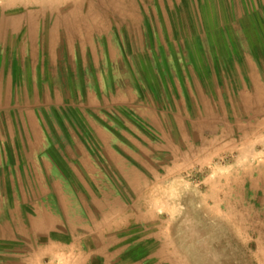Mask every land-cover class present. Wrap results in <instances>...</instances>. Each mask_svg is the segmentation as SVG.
<instances>
[{
    "label": "rangeland",
    "instance_id": "1",
    "mask_svg": "<svg viewBox=\"0 0 264 264\" xmlns=\"http://www.w3.org/2000/svg\"><path fill=\"white\" fill-rule=\"evenodd\" d=\"M0 264H264V0H0Z\"/></svg>",
    "mask_w": 264,
    "mask_h": 264
},
{
    "label": "crops",
    "instance_id": "2",
    "mask_svg": "<svg viewBox=\"0 0 264 264\" xmlns=\"http://www.w3.org/2000/svg\"><path fill=\"white\" fill-rule=\"evenodd\" d=\"M45 191V188L43 189V192ZM48 195H50V196H53V192H48L47 193ZM45 210H41V214L43 213L44 215H45ZM19 216V218H20V220H22V219H26L27 217L26 216H24L21 212H20V214L18 215ZM36 216H39V214L38 213H36L35 215H33V216H30L31 218H36ZM47 216V215H46ZM16 216H11L7 211L5 212V214H4V223H5V225H7V223L9 224V225H11L10 224V218H15ZM50 217H51V215H50ZM26 226V225H25ZM24 226V227H25ZM12 227H14V224H12ZM27 227V226H26Z\"/></svg>",
    "mask_w": 264,
    "mask_h": 264
},
{
    "label": "bare ground",
    "instance_id": "3",
    "mask_svg": "<svg viewBox=\"0 0 264 264\" xmlns=\"http://www.w3.org/2000/svg\"><path fill=\"white\" fill-rule=\"evenodd\" d=\"M32 150V149H31Z\"/></svg>",
    "mask_w": 264,
    "mask_h": 264
}]
</instances>
